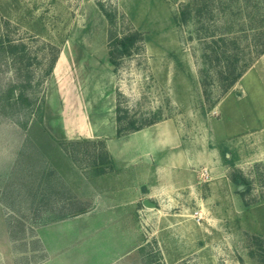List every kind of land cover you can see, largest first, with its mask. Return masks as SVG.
I'll list each match as a JSON object with an SVG mask.
<instances>
[{"label":"rangeland","instance_id":"374dc122","mask_svg":"<svg viewBox=\"0 0 264 264\" xmlns=\"http://www.w3.org/2000/svg\"><path fill=\"white\" fill-rule=\"evenodd\" d=\"M110 31L142 34L117 66ZM254 33H264V0H0V200L12 239H0V264L46 261L40 242L22 237L65 215L72 195L54 170L70 156L62 143H106L74 133L85 105L94 117L107 105L110 117L112 95L124 126L174 120L192 160L183 203L139 204L142 247L132 263L264 264V54L227 93L217 74L227 61L246 65ZM10 44L25 48L13 57ZM222 49L229 60L219 58ZM55 107L74 123L64 129ZM104 120V130L116 128L117 110ZM77 150L84 159L85 150L102 149ZM80 232L54 264H104L107 241L95 238L84 253Z\"/></svg>","mask_w":264,"mask_h":264},{"label":"crops","instance_id":"0c3cea01","mask_svg":"<svg viewBox=\"0 0 264 264\" xmlns=\"http://www.w3.org/2000/svg\"><path fill=\"white\" fill-rule=\"evenodd\" d=\"M109 100L112 107L110 117L105 114L108 113L107 105H104L106 110L102 115L95 117L85 105L80 128L74 135L104 138L115 162V169L95 176L88 169H80L64 153V164L54 170L72 195L63 208L65 215L34 228V236L27 233L22 237L40 242V249L47 255L44 264H54L56 257L65 254L61 245L65 244L64 248L67 249L68 243L80 231L84 253H87V247L95 238L98 241L103 239L109 245L107 251L101 253L104 264H134L131 259L142 247V234L136 233L137 214L141 213L139 204L144 205L145 200H151L156 201L154 203L157 206L167 203L174 206L185 201L183 193L188 191L192 160L176 122L162 120L140 131L118 137L117 127L108 129V132L104 130L109 125V122L106 123L108 120L104 119L114 117L117 110L113 106L116 97L112 95ZM58 110L62 115L63 128L66 129L74 123V118L71 114L69 119L66 110ZM79 200L89 204L80 208L77 203ZM4 208L0 200V239L11 244ZM96 221L99 226L95 228L93 223Z\"/></svg>","mask_w":264,"mask_h":264},{"label":"trees","instance_id":"16d2710c","mask_svg":"<svg viewBox=\"0 0 264 264\" xmlns=\"http://www.w3.org/2000/svg\"><path fill=\"white\" fill-rule=\"evenodd\" d=\"M102 10H104L103 6L101 5ZM104 13L110 23H113V16L111 13L107 12L104 10ZM185 21L187 20V17L184 19ZM264 33H254L253 38H252V49H251V59H249L246 63V65H243L242 68L239 69H231L229 66L230 62L227 61V65L223 67L218 74V80L221 83L222 90L224 93H227L232 87L235 86V84L243 77V75L246 73L248 68L250 67L251 63L254 61L256 57H259L264 54ZM110 37V42H109V57H110V62L112 65L117 66L119 64V60L131 56L134 52V50L137 48L138 44L142 41V34L139 32H133L127 35H124L122 37H118L114 35L112 31H110L109 34ZM220 41H215L216 43L222 42V43H227L228 40L227 37H220ZM236 41L235 39H233ZM237 42V41H236ZM234 46L236 43L233 44ZM24 46L20 45H15V44H10L8 45L6 51L8 52L9 55L13 57L19 56L20 52L22 49H24ZM227 50L222 49L220 53L221 59L228 57L226 56ZM21 58V57H20ZM218 58V59H219ZM229 60V59H228ZM220 61V59H219ZM221 62V61H220ZM54 63V62H53ZM27 97L24 96L23 93H20L18 96V99L20 100H25ZM127 115H122V109L118 105L117 107V136L121 137L136 131H140L144 129L145 127H138L136 124L132 121L129 122L128 125H123V121L127 119ZM154 123H151L149 125H152ZM148 125V126H149ZM71 147L73 146L74 149H70L69 146H66L64 143H62L63 149L70 155V157L73 159V161L79 165V167L82 168H88L92 170V174L95 176H101L106 173L113 172L115 169V162L110 155V153L107 150L106 143L104 141H91V140H86V141H74ZM82 146H95V147H101L100 153L95 150L94 151H89L85 150L83 154L86 156L84 159H78L76 154H81L77 148ZM93 152V153H92ZM85 164V166H84ZM233 181L239 185H241V179L237 176H234ZM245 181V180H243Z\"/></svg>","mask_w":264,"mask_h":264},{"label":"built area","instance_id":"2783aa9c","mask_svg":"<svg viewBox=\"0 0 264 264\" xmlns=\"http://www.w3.org/2000/svg\"><path fill=\"white\" fill-rule=\"evenodd\" d=\"M201 178L209 179L210 178V171L208 169H202L200 172Z\"/></svg>","mask_w":264,"mask_h":264},{"label":"water","instance_id":"95a60500","mask_svg":"<svg viewBox=\"0 0 264 264\" xmlns=\"http://www.w3.org/2000/svg\"><path fill=\"white\" fill-rule=\"evenodd\" d=\"M144 205L149 208H156V203L152 202L151 200H145Z\"/></svg>","mask_w":264,"mask_h":264},{"label":"bare ground","instance_id":"6f19581e","mask_svg":"<svg viewBox=\"0 0 264 264\" xmlns=\"http://www.w3.org/2000/svg\"><path fill=\"white\" fill-rule=\"evenodd\" d=\"M109 101V103H110V100H108Z\"/></svg>","mask_w":264,"mask_h":264}]
</instances>
